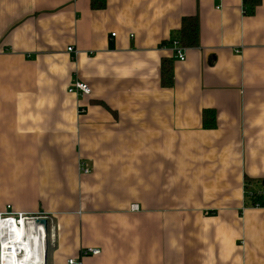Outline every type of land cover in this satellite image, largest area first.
<instances>
[{"label": "crops", "instance_id": "0c3cea01", "mask_svg": "<svg viewBox=\"0 0 264 264\" xmlns=\"http://www.w3.org/2000/svg\"><path fill=\"white\" fill-rule=\"evenodd\" d=\"M105 1L0 0V213L46 264H264V0Z\"/></svg>", "mask_w": 264, "mask_h": 264}, {"label": "built area", "instance_id": "2783aa9c", "mask_svg": "<svg viewBox=\"0 0 264 264\" xmlns=\"http://www.w3.org/2000/svg\"><path fill=\"white\" fill-rule=\"evenodd\" d=\"M173 49L175 52V58L181 62H184L186 59L185 58V51L186 50L181 47L179 42L173 43ZM68 53L77 55L78 51H76V49L69 48ZM68 93L71 95H75V96H81V95L89 96L92 93V91H91V88L87 84H85L81 81H74L71 83V85L68 89ZM80 170H81V173L83 175H88L90 173V170L86 168L84 163L80 164ZM133 209H135V207H133ZM40 220H47L48 221V218L47 217H38V216L37 217H30V216L23 214V213H17V212H14L10 206H8L3 213H0V252H1L0 264H3V259H2V257H3V255H2L3 254V240H4L3 232L5 230H8L10 228V225H13V228H12L13 234L16 237L18 234L17 230H19V229L24 230L25 229L26 231H28L30 226L33 223H38V221H40ZM42 227L44 228L45 234H46L45 237L43 238V243L45 245L44 253H43V260H44V264H46L45 253L48 250L49 242H52V243L55 242L56 236H55V229H54V227L49 226V222H48L47 229H45L44 226H42ZM23 254L24 253L20 251L18 253V257H21ZM99 255H100V251L94 250V249H88L82 253L83 257H87V256L97 257ZM69 264H80V263H77L74 260H71V261H69Z\"/></svg>", "mask_w": 264, "mask_h": 264}, {"label": "bare ground", "instance_id": "6f19581e", "mask_svg": "<svg viewBox=\"0 0 264 264\" xmlns=\"http://www.w3.org/2000/svg\"><path fill=\"white\" fill-rule=\"evenodd\" d=\"M12 228L13 225H10L3 232V264H44L43 238L46 234L42 225L33 223L28 231L19 229L16 237ZM20 251L24 254L18 257Z\"/></svg>", "mask_w": 264, "mask_h": 264}, {"label": "trees", "instance_id": "16d2710c", "mask_svg": "<svg viewBox=\"0 0 264 264\" xmlns=\"http://www.w3.org/2000/svg\"><path fill=\"white\" fill-rule=\"evenodd\" d=\"M247 5H250L252 9L257 7L261 0H245ZM93 9L102 10L106 6L105 0H93ZM178 41L181 47L186 49H193L199 47V21L196 17L185 19L182 22L181 28L178 32ZM162 84L164 87H171L173 85V72L172 66L169 65L168 61H163V80ZM252 200V199H251ZM252 205H264L262 197L257 196L256 199L252 200Z\"/></svg>", "mask_w": 264, "mask_h": 264}, {"label": "water", "instance_id": "95a60500", "mask_svg": "<svg viewBox=\"0 0 264 264\" xmlns=\"http://www.w3.org/2000/svg\"><path fill=\"white\" fill-rule=\"evenodd\" d=\"M38 224H41L42 226H44L45 229H47V227H48V221L47 220H40V221H38ZM45 262H47V251L45 253Z\"/></svg>", "mask_w": 264, "mask_h": 264}, {"label": "rangeland", "instance_id": "374dc122", "mask_svg": "<svg viewBox=\"0 0 264 264\" xmlns=\"http://www.w3.org/2000/svg\"><path fill=\"white\" fill-rule=\"evenodd\" d=\"M13 210V209H12ZM26 215H28V214H26ZM28 216H30V217H46L45 215H28ZM48 222H49V220H48ZM50 225V224H49Z\"/></svg>", "mask_w": 264, "mask_h": 264}]
</instances>
